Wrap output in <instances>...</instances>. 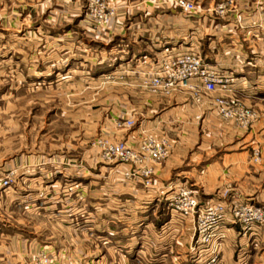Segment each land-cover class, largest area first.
I'll list each match as a JSON object with an SVG mask.
<instances>
[{"label": "rangeland", "instance_id": "obj_1", "mask_svg": "<svg viewBox=\"0 0 264 264\" xmlns=\"http://www.w3.org/2000/svg\"><path fill=\"white\" fill-rule=\"evenodd\" d=\"M105 2L115 14L101 25L90 0H0V174L10 180L0 191V232L20 254L8 258L20 264H264V218L247 220L232 211L243 202L264 212V145L249 146L246 161L260 177L259 196L236 194L228 204L230 185L206 188L205 168L225 152L219 138L226 133L207 130L210 143L200 147L205 130L191 122L197 120L193 107L183 111L185 127L164 129L147 120L154 114L150 99L162 93L139 84L137 64L167 47L117 33L142 19L131 9L146 3ZM147 4L183 11L176 50L199 49L212 62L197 4L193 11L175 0ZM191 19L198 20V32ZM248 84L254 96L236 94L251 118L255 104L264 105V78ZM151 134L167 138L166 158L179 161L173 160L176 169L162 182L154 177L149 185L129 162L108 158L98 143L108 138L138 144ZM254 181L250 177L248 185L257 190ZM178 186L191 187L203 205L225 201L228 213L209 240L202 241L197 216L174 209Z\"/></svg>", "mask_w": 264, "mask_h": 264}, {"label": "crops", "instance_id": "obj_2", "mask_svg": "<svg viewBox=\"0 0 264 264\" xmlns=\"http://www.w3.org/2000/svg\"><path fill=\"white\" fill-rule=\"evenodd\" d=\"M137 1L146 3L143 5L145 7L131 9V15L142 19L132 20L124 32L117 33L130 34L133 42L140 43L139 41H143L152 48L159 49L164 45V48L173 47L176 49V44L180 43L178 35L182 25L183 11L147 4L148 1L155 0ZM193 1L197 4L196 11L200 10V15L205 18L204 41L208 50L206 57H209L212 65L235 77L237 82L236 93L240 96L241 94L254 96V90L248 82L263 80L264 78V57H262L264 55V29L261 28L264 26V20L257 19L259 16H264V0H232L230 4L228 3L229 0H206L204 6L202 0ZM222 2L227 3L224 11L219 10ZM197 23V19L190 20L191 30L198 32L199 24ZM118 31L121 29L118 28ZM159 54H161L160 50L157 51V55ZM220 54L222 57H218ZM154 57L140 60L137 64L138 67L146 66L149 60ZM212 95L213 93H204L203 101L198 103L185 91L162 94L156 100L150 99V104L156 108L150 109L149 112H154V114L148 115L147 120L150 123H157L164 129L185 127L181 124L183 111L185 108L193 107L191 114L193 119L197 118V120L191 122L195 128L205 130L202 134L200 147L204 149V146L210 143L209 134L211 132L207 130L217 127L226 133V137L219 138V142L224 146L223 149H226L225 152L223 151L222 156L213 158L215 164H210L205 168L207 173L205 179H208L206 180V188L211 190L222 187V185H230L227 188L231 191V197L227 200L228 204L239 198L236 194H244L246 198L257 197L262 191V186L260 187V184L258 185L256 182L260 177L247 169L246 161L249 156V146L264 145V105L255 104V109H252L255 113L251 116L249 126L246 128L247 126H243L235 117L224 118L213 103ZM131 142L137 145L134 139ZM179 145L177 144V147ZM203 152H208V150ZM211 156L214 155L211 154ZM173 160L179 161L176 156L172 155V158L164 159L157 166L155 180L159 179L162 182L166 175L176 169ZM250 177H254L253 185L255 188L258 185L259 192L258 189H251L248 185ZM149 198L150 196H147L145 202H148ZM94 213L97 214V211L95 210ZM163 223L161 224L163 225ZM6 237L10 236L5 232H0V264H20L8 258L20 254L5 244Z\"/></svg>", "mask_w": 264, "mask_h": 264}, {"label": "built area", "instance_id": "obj_3", "mask_svg": "<svg viewBox=\"0 0 264 264\" xmlns=\"http://www.w3.org/2000/svg\"><path fill=\"white\" fill-rule=\"evenodd\" d=\"M175 2L187 11L196 8L193 0ZM228 3H232V0ZM90 5L95 9L94 16L98 24L109 23L115 14L114 7L105 0H90ZM226 5V2L222 3L220 11H224ZM137 80L139 84L157 94L188 92L198 103L203 101L205 92L213 93L212 100L220 114L224 118H237L243 126L249 124V116L253 114L243 107L236 94L235 77L208 62L199 49L187 48L178 51L167 47L162 54L150 59L146 66L137 69ZM134 121V118H129L126 123L132 125ZM98 143L108 158L129 162L132 166L131 172L141 176L147 185L153 183L157 166L171 152V143L167 138L152 134L140 139L137 145L127 140L108 138H100ZM253 158H260L256 148ZM9 184V177L0 174V191ZM175 192L174 209L184 216H197L200 237L203 242L209 240L213 227L222 222L228 213L225 201L217 200L203 205L199 195L188 186H178ZM232 211L235 215L244 214L247 220L264 218L261 206L252 203H236Z\"/></svg>", "mask_w": 264, "mask_h": 264}]
</instances>
